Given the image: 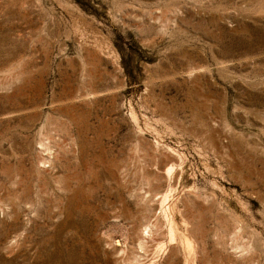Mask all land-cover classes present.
Returning <instances> with one entry per match:
<instances>
[{
	"label": "rangeland",
	"instance_id": "1",
	"mask_svg": "<svg viewBox=\"0 0 264 264\" xmlns=\"http://www.w3.org/2000/svg\"><path fill=\"white\" fill-rule=\"evenodd\" d=\"M0 264H264V0H0Z\"/></svg>",
	"mask_w": 264,
	"mask_h": 264
},
{
	"label": "bare ground",
	"instance_id": "2",
	"mask_svg": "<svg viewBox=\"0 0 264 264\" xmlns=\"http://www.w3.org/2000/svg\"><path fill=\"white\" fill-rule=\"evenodd\" d=\"M48 145H49V144H48ZM149 228H151V227H148V229H149ZM146 229H147V228H146ZM146 229H145V230H146Z\"/></svg>",
	"mask_w": 264,
	"mask_h": 264
}]
</instances>
